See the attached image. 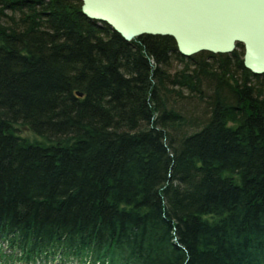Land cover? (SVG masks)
I'll return each instance as SVG.
<instances>
[{"label": "trees", "instance_id": "obj_1", "mask_svg": "<svg viewBox=\"0 0 264 264\" xmlns=\"http://www.w3.org/2000/svg\"><path fill=\"white\" fill-rule=\"evenodd\" d=\"M243 55L0 0V264H264V77Z\"/></svg>", "mask_w": 264, "mask_h": 264}, {"label": "water", "instance_id": "obj_2", "mask_svg": "<svg viewBox=\"0 0 264 264\" xmlns=\"http://www.w3.org/2000/svg\"><path fill=\"white\" fill-rule=\"evenodd\" d=\"M82 14L126 42L168 36L184 57L231 54L243 45L244 67L264 77V0H73Z\"/></svg>", "mask_w": 264, "mask_h": 264}, {"label": "rangeland", "instance_id": "obj_3", "mask_svg": "<svg viewBox=\"0 0 264 264\" xmlns=\"http://www.w3.org/2000/svg\"><path fill=\"white\" fill-rule=\"evenodd\" d=\"M20 134L24 137H30L31 136L27 130H22Z\"/></svg>", "mask_w": 264, "mask_h": 264}]
</instances>
